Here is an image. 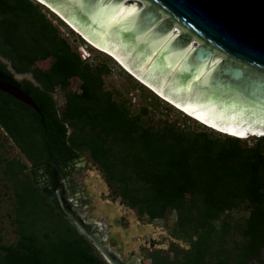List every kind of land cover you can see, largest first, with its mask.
<instances>
[{"label":"trees","instance_id":"1","mask_svg":"<svg viewBox=\"0 0 264 264\" xmlns=\"http://www.w3.org/2000/svg\"><path fill=\"white\" fill-rule=\"evenodd\" d=\"M39 4L0 0V80L19 87L40 109L0 89V127L29 163L6 159L4 178L12 186L28 178L38 187L27 167L47 172L50 164L87 150L112 195L140 216L154 219L176 210V228L189 246L173 243V259L156 251L152 264L262 262L264 135L248 145L235 135L186 129L168 119L145 125L140 114H131L103 89V66L84 61ZM3 57L16 72L30 71L34 80L16 77ZM46 58L52 59L48 68L36 65ZM73 76L82 81L81 93L67 90ZM56 87L65 91L62 109ZM14 190L20 208L22 192ZM241 207L249 208L248 215L231 220L230 211ZM18 221L26 224L20 216ZM70 226L62 245L50 234L21 229L15 243H0V264H109L88 237Z\"/></svg>","mask_w":264,"mask_h":264},{"label":"water","instance_id":"2","mask_svg":"<svg viewBox=\"0 0 264 264\" xmlns=\"http://www.w3.org/2000/svg\"><path fill=\"white\" fill-rule=\"evenodd\" d=\"M44 1L182 108L232 133H264V0ZM0 89L40 112L19 87Z\"/></svg>","mask_w":264,"mask_h":264},{"label":"rangeland","instance_id":"3","mask_svg":"<svg viewBox=\"0 0 264 264\" xmlns=\"http://www.w3.org/2000/svg\"><path fill=\"white\" fill-rule=\"evenodd\" d=\"M33 1L38 3V0ZM42 4L37 5V8H41L42 13L56 27L59 36L64 37L84 61L92 65L103 66V89L110 92L114 99L122 102L131 114H140L145 125H157L159 119H168L186 129L213 130L220 134H227L182 112L132 71L126 69L107 53L93 47L88 40L83 38L81 31L71 28L51 8L44 4L42 6ZM3 59L9 63L16 77H27L34 80L30 71L16 72L10 61L4 57ZM51 61V58L41 59L37 61L36 65L46 69L50 66ZM67 90L81 93L82 81L80 77H71ZM157 95L167 102L160 101L161 98ZM54 96L59 108L62 109L66 100L65 91L56 87ZM71 130L70 127L69 131ZM263 135L257 133L248 134L244 137L240 136V141L252 145L256 143L258 136ZM260 148L264 152V140L261 142ZM12 158L29 165L4 129L0 127V243H15L19 238L21 229L26 228L28 231L33 230L41 235L50 234L52 239L59 240L61 245L64 244L66 236L69 235L65 229L71 227V222L65 214H62V211L53 210L52 204L57 209L60 207L45 192L46 189L54 194V189L59 187V181L62 180L66 183V188L69 189L71 202L80 212H86L88 216L106 223L110 246L120 252L125 260L136 255L139 258V264H152L151 256L156 251H160L162 254L168 255L169 259H173V243L181 247L189 246L187 238L176 228L178 219L176 210L169 211L164 217L154 219L140 216L135 209L121 203L119 197L112 195L103 172L90 158L87 150L80 151L73 159L59 164L62 179L58 175L55 164L51 165V168L48 167L50 169L48 173H44L43 168L32 171L30 167H27L25 172L40 188L30 186L28 178L23 182H17V185L14 186L4 178L3 170L6 159ZM15 186H17L18 191L22 192L20 208L14 192ZM248 213L249 208L241 207L230 211L228 216L231 217V220L241 221ZM18 216L26 224H20ZM94 226L93 230L100 233L98 226L96 224ZM71 229L75 233L73 228ZM235 237L239 238L238 235ZM262 257L263 261L255 262V264H264V247L262 248Z\"/></svg>","mask_w":264,"mask_h":264},{"label":"bare ground","instance_id":"4","mask_svg":"<svg viewBox=\"0 0 264 264\" xmlns=\"http://www.w3.org/2000/svg\"><path fill=\"white\" fill-rule=\"evenodd\" d=\"M41 3H43L44 5L48 3H46L44 0H38ZM49 7L55 12L57 13L63 20L64 22H66L71 28L78 30L73 24H71L64 16H62L56 9H54L52 6L49 5ZM79 31V30H78ZM82 35L84 36L83 38L88 40V42L95 47L96 49H99L105 53H107L108 55H110L113 59H115L117 62H119L120 64H122L126 69L130 70L127 66H125L113 53L109 52L108 50L102 48L101 46H99L98 44H96L95 42H93L92 40H90L86 35H84L82 33ZM131 71V70H130ZM135 74V73H134ZM136 75V74H135ZM139 77V76H138ZM140 78V77H139ZM141 79V78H140ZM144 81V80H142ZM145 82V81H144ZM146 83V82H145ZM147 85L149 87L150 86L148 83ZM153 88V87H152ZM154 89V88H153ZM155 90V89H154ZM157 91V90H155ZM158 92V91H157ZM158 94H160L161 96L165 97L167 100H170L169 98H167L166 96H164L163 94H161L160 92H158ZM171 103H173L174 106H176L178 109H180L182 112L186 113L187 115L191 116L192 118L205 123L208 126L214 127L217 130L223 131L227 134L230 135H238V137L242 136L244 137V135H239L236 133H232L223 129H220L214 125H212L211 123L203 120L202 118L194 115L193 113L187 111L186 109L182 108L181 106H179L178 104H176L175 102H173L172 100H170ZM258 134L263 135L264 133H260L257 132ZM257 133H251V134H257ZM246 136V135H245ZM53 165V164H52ZM56 166V165H55ZM60 185L58 188H56L54 190V194H51L48 190L45 189V192L51 197L54 198L56 201V205H58L60 207V209H62L64 211V213L72 220V222L79 228V230L81 232H83L91 241H93V243H95V246L97 248V250H99V252L101 253V255L103 256V258L109 263V264H129L128 262H125L121 253L118 252L116 249H114L113 247L110 246L109 242H108V238L106 237L107 232H108V228L107 225L104 221L102 220H97L96 218L92 217V216H88L87 214H84V212H80V210L74 205V203L71 202L70 196H68V189L66 188V184L60 180ZM91 225L92 227L88 226ZM97 225L100 233H95L96 231H94V225ZM116 250V251H114ZM120 254V256L118 254ZM131 260L133 262L138 260V257H133L131 258Z\"/></svg>","mask_w":264,"mask_h":264},{"label":"flooded vegetation","instance_id":"5","mask_svg":"<svg viewBox=\"0 0 264 264\" xmlns=\"http://www.w3.org/2000/svg\"><path fill=\"white\" fill-rule=\"evenodd\" d=\"M73 158H74V157H73ZM73 158H72V159H73ZM67 161H68V160H67ZM67 161H66V162H67ZM52 164H55V165H56V170H57V172H58V175H59L60 179H62V177H61V172H60V170H59V166H60L59 164H60V163L55 162V163H52ZM52 164H51V165H52ZM49 167L51 168L50 165H49ZM49 171H50L49 168H48V171H47V172L45 171V169L43 170L44 173H48ZM51 172H52V170H51ZM57 183H58V182H57ZM58 184H59V183H58ZM65 184H66V183H65ZM66 187H67V185H66ZM55 189H56V188H55ZM55 189H54V190H55ZM67 189H68V188H67ZM68 196H70V194H69V189H68ZM70 199H71V197H70Z\"/></svg>","mask_w":264,"mask_h":264}]
</instances>
